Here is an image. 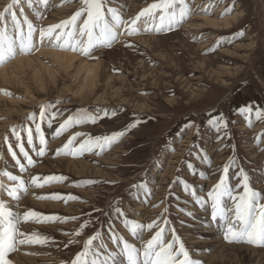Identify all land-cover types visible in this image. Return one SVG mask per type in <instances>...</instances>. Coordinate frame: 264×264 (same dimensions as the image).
Returning <instances> with one entry per match:
<instances>
[{"label": "rangeland", "instance_id": "374dc122", "mask_svg": "<svg viewBox=\"0 0 264 264\" xmlns=\"http://www.w3.org/2000/svg\"><path fill=\"white\" fill-rule=\"evenodd\" d=\"M154 2L105 0L106 10H117L125 21L132 20ZM10 3L11 0H0V12ZM185 3L191 16L170 31L139 30V34L129 36L122 28L123 33L118 32L111 47L94 50L93 58L60 50L76 54L84 62L100 63V80L92 94L79 96L78 65L67 74L48 59L44 64L55 68L59 75L56 83L46 78L44 90L31 82L30 74L23 76L22 85L0 82V90L12 93L11 97L0 94V173L16 175L28 187L17 202L7 195L13 182L0 176V184L4 185L0 199L17 213L34 210L67 220L22 223L21 231L39 232L50 242L46 246H19L10 255L13 264H69L97 233L100 239L94 245H104L98 249L99 259H108L112 264L115 258L116 264H122L120 252L125 241L142 249L161 227L165 229L166 242L172 240L174 230L200 264H264V247L228 243L224 239V229L211 221L208 198V192L223 176L224 166L232 160L235 165L228 173L231 185L236 187L240 183L237 177L242 168L252 187L264 194V122H257L254 117L257 109H264V0H185ZM81 7V0H47V5L43 0H31V6L29 0H21L13 10L21 22L24 15L31 20L37 29L35 41L40 28L69 20ZM229 8L232 11L224 15ZM205 20H214L220 28ZM225 20L231 21L230 27L223 25ZM5 21L11 28L10 15H6ZM37 52L40 50L36 48L31 54L17 58H34ZM17 58L0 66V70ZM26 88L33 98H28ZM41 105L52 106L42 124L46 154L36 156L27 143V133L20 132L25 150L36 161L30 167L19 152L12 129L32 128L38 149L35 123L30 117L38 116ZM248 105L253 108L251 127L240 114V109ZM77 112L99 119L96 123L73 126L56 137L59 125ZM52 113L59 115L49 127ZM221 116L227 121V128L217 131L211 121ZM134 123L136 127L102 151L94 147L75 157L56 155L77 133L92 137L111 135ZM85 139L87 135L77 136L73 147ZM9 144L26 171L20 172L8 150ZM37 176L41 177V183L48 176L65 179L38 188L30 183ZM190 190L196 195H190ZM49 194L78 199L67 202L37 199ZM197 197L206 203L198 202ZM224 203L231 207L228 198ZM125 219L142 225L155 221L157 227L134 236L125 226ZM81 228L82 235L76 237L75 232ZM72 240L76 242L71 243ZM243 246L255 252V256L239 253L237 250Z\"/></svg>", "mask_w": 264, "mask_h": 264}, {"label": "snow or ice", "instance_id": "6c2138e0", "mask_svg": "<svg viewBox=\"0 0 264 264\" xmlns=\"http://www.w3.org/2000/svg\"><path fill=\"white\" fill-rule=\"evenodd\" d=\"M21 3V0H11V3L5 8L4 12H0V66L16 59L19 55H29L36 50L37 45L34 41V34L37 29L33 26L31 20L26 15L23 16V22L17 17L13 10L15 6ZM47 5V0H43ZM82 7L69 20H65L59 24H53L47 28L39 29V43L43 45L45 39L49 41L51 46L64 50L79 52L80 54L93 58L94 50L101 47H111L118 39V29L123 27L127 35L139 34L137 27L141 18L151 20L152 26L145 28V31H170L173 27L179 26L191 16V9L187 7L185 0H156L144 8L135 18L130 21L122 19L119 12L112 8H107L105 0H81ZM31 6V0H29ZM23 14V8L20 9ZM232 11L227 9L224 15H228ZM159 13V15H157ZM6 15H10L12 22L11 28L7 26L5 21ZM83 17V19H81ZM158 21V23H157ZM0 94L11 97L12 93L0 90ZM51 105H41L40 112L33 114L30 119L35 123L36 138L39 142L37 149L34 143L33 129L26 128L17 130L12 129L17 147L23 158L27 161V165L34 167L36 161L33 160L29 152L25 150L23 139L20 135L21 131L27 133V143L32 146V150L36 156L43 157L46 154L47 140L44 135L42 124L46 119L48 109ZM240 114L244 116L249 124L253 126V108L251 105L240 109ZM58 113H52L48 119V126ZM255 121L264 122V109H257L254 113ZM98 117H93L86 112H77L70 116L64 123L59 125L55 136L59 137L63 132L73 126L83 123H96ZM217 131L221 128H227V121L221 116L211 121ZM134 123L127 129L111 135L92 137L84 133H77L72 136L62 149L57 150L56 155L61 154L77 156L84 152L92 151L93 148H100L101 151L106 147H111L127 134L131 128L136 127ZM87 135L78 147H73L77 136ZM264 135V134H262ZM8 150L18 165L20 172L26 171V167L17 158V154L12 150V145H8ZM2 159V156H0ZM235 165V160L230 161L223 168V176L215 187L208 192V198L211 201V221L219 223L224 229V239L228 243H247L257 247H264V194L256 191L251 183L250 177L242 168L239 171L238 179L240 183L233 187L229 182V169ZM0 176H7L13 182V186L7 190V195L12 200L19 201L20 193H27L28 187L23 179L9 172L0 173ZM63 176H48L43 178L33 177L30 181L35 187H44L50 182H62ZM78 186V185H77ZM186 189L189 186L185 185ZM4 189V185L0 184V190ZM242 189V192L238 191ZM190 195L195 196L196 193L190 190ZM225 198L231 201V207H228L224 201ZM37 199L52 200H68L78 199L77 197H64L60 194H49L47 196L37 197ZM198 202L206 203L202 198L197 197ZM119 211V210H118ZM72 219H76L73 217ZM67 222L66 218L57 216H44L34 210H28L23 214L14 212L9 205L0 199V264H13L10 255L16 252L21 245L46 246L49 244V238L39 232L26 233L20 230V225L27 222L46 223L55 221ZM125 226L132 235H139L145 229L151 231L157 227L156 222L147 225L139 224L135 221L125 219ZM168 222L165 221V224ZM84 228L87 225L83 226ZM165 229L161 227L155 232L151 239L146 241L143 248H137L128 242H124L120 255L123 258L122 264H200L194 260L183 242L175 235L173 230V238L170 242H166L164 237ZM83 233V228L75 232V236L79 237ZM65 235H69L65 233ZM100 239L97 233L89 238L85 243L82 251H80L69 264H109L108 259H99V248H103V243L94 245V241ZM121 239V238H117ZM75 243V240L70 241ZM142 257V259H141ZM112 264H116L115 258H112Z\"/></svg>", "mask_w": 264, "mask_h": 264}, {"label": "bare ground", "instance_id": "6f19581e", "mask_svg": "<svg viewBox=\"0 0 264 264\" xmlns=\"http://www.w3.org/2000/svg\"><path fill=\"white\" fill-rule=\"evenodd\" d=\"M209 20H205L207 24H210V25L214 26L215 28L216 27L220 28L219 23L215 22L214 20L213 21H209ZM232 20H235V19L233 18ZM152 23L153 22L151 20H144V21L140 22L137 25V27L140 31L143 32V30H145V28H150L152 26ZM223 25L230 27L231 21L226 22V20H225V22H223ZM122 28L123 27L119 28L118 32L123 33L121 31ZM226 29H227V27H226ZM35 42L37 45V49L40 50L39 53L37 52L38 55L35 56L34 58L22 56L19 59L17 58L16 61H13L9 66H5L3 69L0 70V82H3L5 84H9V85L13 84L16 86L22 85L21 79L22 80L24 79L23 76L30 74L32 77L31 82H33L35 84V86H38L39 88L44 90V84L46 83V82H44L45 79L49 78L53 82H55V81H57L58 75H59L58 71L55 68L51 69L50 67H48L44 64V60L48 59V61L50 63L55 64L54 66H56L57 68H60L62 70V72H65L67 74L69 73V70L72 71L73 68L76 67V65H78L79 68L76 70V75L79 76V81L81 78V82L79 83V84H81L80 85L81 88L79 90V96L83 97L88 93H91V94L94 93V91L96 90L97 84L99 83V80H100V75H101L100 74V71H101L100 63L92 62V61L91 62H89V61L84 62L83 60H81L82 57L79 56V58H78V56L76 54L64 53V51H63V53H60L59 52L60 49H57V48L51 46V44L49 43V41L47 39H45V41L43 42V45H40L39 35L36 36ZM50 65H52V64H50ZM26 89H27L26 93H27L28 98L29 99L33 98L32 92L28 88H26ZM0 99H1V96H0ZM73 165H75V164H73ZM52 206H53V204H52ZM237 251L239 253H242V251H244V252L248 253V255H250V256H252L253 254L255 256V252H253L249 248H244V246L242 248H240V250H237ZM237 257H238V254L235 255L236 259H237Z\"/></svg>", "mask_w": 264, "mask_h": 264}]
</instances>
